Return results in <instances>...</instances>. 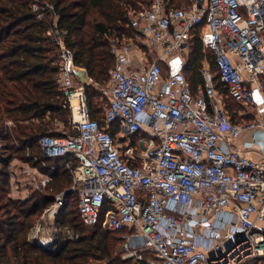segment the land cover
I'll list each match as a JSON object with an SVG mask.
<instances>
[{
	"label": "built area",
	"instance_id": "built-area-1",
	"mask_svg": "<svg viewBox=\"0 0 264 264\" xmlns=\"http://www.w3.org/2000/svg\"><path fill=\"white\" fill-rule=\"evenodd\" d=\"M32 8L38 17L53 11L48 34L72 127L40 144L49 157L77 162L61 163L73 183L55 208L76 193L82 221L120 231L122 257L133 264H264V145L259 158L236 145L245 131L264 130V0H192L181 8L151 0L131 9L134 37L114 41L105 87L71 72L74 55L53 5L34 0ZM197 32L215 55L219 80L204 65L194 93L184 68ZM139 37L150 47L136 44ZM152 47L158 54L147 62ZM87 86L109 97L104 123L92 116ZM226 96L253 106L257 118L234 120ZM33 159L41 166L14 159L8 170L14 178L19 164L27 184L43 190L52 176L41 167L56 166Z\"/></svg>",
	"mask_w": 264,
	"mask_h": 264
},
{
	"label": "trees",
	"instance_id": "trees-1",
	"mask_svg": "<svg viewBox=\"0 0 264 264\" xmlns=\"http://www.w3.org/2000/svg\"><path fill=\"white\" fill-rule=\"evenodd\" d=\"M50 3L59 15V25L66 30L65 40L74 55L75 63L85 67L98 85H106L110 70L115 66L112 52L114 41L134 37L129 25L130 10L140 9L151 0H42ZM192 0H171L173 7H185ZM34 0H0V264H133L122 257V233L109 231L102 222L88 226L80 216L78 195L68 192L69 203L58 225L69 229L71 235L60 234L53 244L45 246L34 241L30 234L44 210L54 201L56 194L73 183L70 169L64 161L77 165L72 155L49 157L41 147L43 135L61 134L56 122L69 123L70 110L62 106L63 93L59 89L56 45L48 32L53 27V11L48 9L43 17L32 8ZM157 51L151 54L155 59ZM204 63L210 65L215 79L219 80L215 55L195 33L189 50V60L184 68L193 92L203 80ZM162 76L168 67L162 63ZM92 116L104 123L106 108L96 100L101 93L87 86ZM233 112L237 120L236 111ZM8 120L14 125L6 126ZM253 119H250L251 121ZM239 122V120H237ZM240 123H242L240 121ZM70 124V123H69ZM12 129V130H10ZM114 132L117 125L113 126ZM55 165L50 171L52 182L42 191L26 198L9 195L10 172L8 165L14 159L41 166L33 157ZM74 205V208H70ZM140 264H147L142 262Z\"/></svg>",
	"mask_w": 264,
	"mask_h": 264
},
{
	"label": "rangeland",
	"instance_id": "rangeland-1",
	"mask_svg": "<svg viewBox=\"0 0 264 264\" xmlns=\"http://www.w3.org/2000/svg\"><path fill=\"white\" fill-rule=\"evenodd\" d=\"M188 4H183V6L187 7ZM136 44H138L139 46L142 45H146L147 47H150V45H147V43H145V40L143 38H136ZM145 46V47H146ZM135 46L131 45L130 48H132ZM152 51H155L153 49V47L151 48ZM140 54L143 55V53L141 52ZM147 62H152L153 61V57H148L146 58ZM207 65V64H205ZM210 65H208L209 67ZM214 73V72H213ZM101 87H105V85H100ZM99 91V88L97 89ZM101 93V96L98 98V100H96V103H98V106L100 107H104L106 108L109 104V97H107L105 94H103L101 91H99ZM223 105L227 108V110L229 111L230 115H233V112L230 111V108H233L237 113L236 116L238 118L239 121H241L242 123H246L248 122L250 119H255L257 118L256 115V109L253 108V106L251 105H246L240 102H236L232 99H229L226 97H224V101H223ZM8 122L9 120L6 122V126H8ZM57 128L56 130H58L59 132H63V131H68L71 132L72 131V127L71 125L68 124H64L63 122L57 121L56 122ZM0 145H3V143H1ZM2 152V148H0V153ZM14 169L17 172V176H14V178H11V183H10V191H9V195L11 197L14 198H26L29 195H31L32 193H34L35 191H37V188H33L32 185H28L27 184V177H22L21 175V167L19 166V164H17V167H14ZM20 171V172H19ZM20 176V177H19ZM28 185V186H27ZM42 191V190H38L37 192ZM61 192L57 193V195H59ZM57 198L55 197V201L49 206L47 207L44 212L42 213V215L40 216V218L36 221L35 226L33 227L32 231H31V238L34 241H37L38 243L48 246L53 244L54 240L58 238V236L60 234H63V236H68L71 235L69 229L65 228V227H61L60 225H58L57 219L61 218L63 216V214H66L67 212H69L70 210L68 209V211H65L67 204L63 205L61 207H56V200ZM70 208H74V205H70ZM122 245V243H121ZM133 261V260H132Z\"/></svg>",
	"mask_w": 264,
	"mask_h": 264
},
{
	"label": "crops",
	"instance_id": "crops-1",
	"mask_svg": "<svg viewBox=\"0 0 264 264\" xmlns=\"http://www.w3.org/2000/svg\"><path fill=\"white\" fill-rule=\"evenodd\" d=\"M205 64L206 63H204V65ZM263 132H264V130H261V129H257V130H247L236 141V145L239 146V147H241V148H244V149L250 151L249 153L252 156H254L256 158H259V154L257 153L256 150H261V148L264 145V142L262 140Z\"/></svg>",
	"mask_w": 264,
	"mask_h": 264
},
{
	"label": "water",
	"instance_id": "water-1",
	"mask_svg": "<svg viewBox=\"0 0 264 264\" xmlns=\"http://www.w3.org/2000/svg\"><path fill=\"white\" fill-rule=\"evenodd\" d=\"M70 70L75 75L76 79L84 85H88L91 77L85 67L78 66L73 59L70 64Z\"/></svg>",
	"mask_w": 264,
	"mask_h": 264
}]
</instances>
